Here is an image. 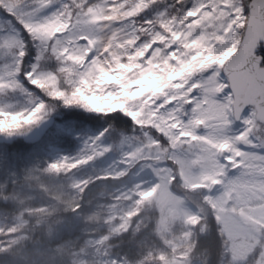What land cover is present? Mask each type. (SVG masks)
Segmentation results:
<instances>
[{"label": "rangeland", "instance_id": "374dc122", "mask_svg": "<svg viewBox=\"0 0 264 264\" xmlns=\"http://www.w3.org/2000/svg\"><path fill=\"white\" fill-rule=\"evenodd\" d=\"M5 2L14 7L17 0ZM68 2L53 0L40 11L41 20L28 17L27 26L39 43L0 8V31L11 22L25 42L23 56L18 34L13 32L0 41V135L29 132L45 118L61 117L25 158L16 154L0 157V169L5 171L0 191L5 194L8 185L20 183L12 195H4L13 207L0 213V256L14 250L18 256L0 264L26 262L31 257L25 245L33 236V223H42L44 217L51 229L77 231L72 242L55 248L56 264H201L192 252L209 218L216 221L223 237L225 253L220 264H264V155L260 154L264 149L244 145L248 140L241 138L242 159L230 170L231 178L225 179L215 157L233 151L230 141L174 138V152L156 143L145 134L157 135L148 130L159 127L153 102L175 90L173 81L182 80L190 71L189 62L181 60L182 53L166 58L159 50L144 59L147 45L133 51L134 38L118 40L121 33L112 30L130 28L126 22H116L127 19L120 0L111 9L80 21L46 17ZM196 2L184 0L182 10ZM178 7L175 0H155L132 19L141 25L161 14L170 16ZM84 27L92 37L86 47L78 43L81 36L72 35ZM57 33L61 39L48 48L47 41ZM100 38H104L103 47L88 60ZM179 39L180 34H174L171 42ZM197 47L188 45L189 49ZM30 50L33 56L24 63ZM24 69L31 72V82ZM47 98L94 116L120 112L133 121L135 129L79 127L64 119ZM160 123L166 126L164 130L171 127L165 120ZM241 128L236 121L230 134ZM58 135L71 137L70 150L56 143ZM225 143L227 147L220 146ZM95 184L99 190L88 193ZM152 222L159 250L147 251L135 261L115 251L121 237L138 235ZM35 253L41 256L39 249Z\"/></svg>", "mask_w": 264, "mask_h": 264}, {"label": "snow or ice", "instance_id": "6c2138e0", "mask_svg": "<svg viewBox=\"0 0 264 264\" xmlns=\"http://www.w3.org/2000/svg\"><path fill=\"white\" fill-rule=\"evenodd\" d=\"M115 2L69 0L46 17L57 20L72 17L80 21L96 11L111 9ZM154 2L132 0L128 4L120 0L123 3L121 12L127 15V19L116 22H126L130 28L127 31L119 28L112 31L121 33L117 38L120 41L134 38L133 51L147 45V51L142 53L144 59L152 57L157 50L166 58L170 54L182 53L180 58L189 62L190 71L182 80L173 81L174 91H166L153 102L152 110L159 127L148 128L157 134L155 138L148 131L145 134L170 152L175 151L172 148L174 138L215 137L230 141L233 151L226 150L215 157L224 170V178L230 179V170H234L233 165L242 159L239 155L244 151L239 147L241 138L248 140V144L244 145L264 149V48L261 47V42H264V0H197L186 10H182L184 0H175L180 7L172 15L161 14L155 21L136 25L132 18ZM52 3L53 0H17L14 7H9L5 0H0V8L39 43L33 38L26 21L29 16L33 20L44 18L39 15L40 11ZM133 8L134 11L131 10ZM87 31L88 27H84L82 31L72 32L73 36L82 37L78 43L85 47L92 39ZM13 32L23 43L25 56L24 39L11 22H8L6 30L0 31V41ZM174 34H180V39L171 42ZM61 36L57 33L53 40L47 41V47L50 48ZM142 37L146 39L142 41ZM153 40L157 42L153 43ZM103 43L104 38H100L97 48L89 53L88 60L99 54ZM193 43L198 47L189 49L188 45ZM170 63L175 64L176 61L171 60ZM26 75L30 80L31 72ZM245 109H248L247 113ZM161 120L167 121L171 127L164 130L166 126L160 123ZM236 121H240L242 128L239 133L230 134ZM201 128L205 130L204 134H200ZM220 146L227 147V143ZM260 154L264 155V152Z\"/></svg>", "mask_w": 264, "mask_h": 264}, {"label": "trees", "instance_id": "16d2710c", "mask_svg": "<svg viewBox=\"0 0 264 264\" xmlns=\"http://www.w3.org/2000/svg\"><path fill=\"white\" fill-rule=\"evenodd\" d=\"M31 48V47H30ZM32 51L30 50L29 55L25 58L24 63H27L31 60ZM51 67L50 69H53ZM27 73L28 70L24 69ZM47 102L53 104L60 115L63 116L64 119L71 120L77 124V126L82 127L86 125H90L92 128H97L100 125H106L110 127L113 131H132L134 128L133 121L127 117L126 115L116 112L108 115H90L82 112L78 109L73 108H65L64 105L60 101L52 100L51 98L45 99ZM57 118V121H61V117ZM135 129V128H134ZM58 145L62 147H67L70 150L73 146V140L71 137H67L65 135H58L56 138ZM35 145L25 144L22 141H17L12 145H2L0 144V157L4 155H19L22 158H25L29 151L34 149ZM5 171L0 169V186L2 184V179L4 178ZM109 183H111L109 181ZM20 183H16L15 185H8V189L5 194L0 191V213L8 212L9 209L13 207V203L7 201L4 195H12L15 187H18ZM99 184H95L88 190V193L92 190H99ZM198 199L199 196H197ZM200 202V200H199ZM70 216V215H68ZM48 217H44L40 224H34L32 228H34V233L32 234V238L25 245V249L30 251L31 257H29L26 262H15L12 264H56L55 253L56 247L65 243L67 241L72 242L71 240L76 237V230H72L75 232L68 233L65 229H51L48 225L47 220ZM50 219V224H51ZM46 222V223H45ZM155 225L154 223H150L145 226L140 234L133 235L128 234L121 237L117 242L119 246L115 249L116 252L120 254V256L127 257L130 261H135L138 258H141L146 254L147 251H157L160 248V243L155 239L154 236ZM49 232V233H48ZM48 233V234H47ZM53 236H49L50 234ZM56 235V236H55ZM51 237V238H49ZM31 249H34L32 252ZM39 249L41 251L40 254H36L35 250ZM193 255L196 259H198L201 264H220L222 259L224 258L225 248L223 237L220 233L219 227L216 221L213 218H209L207 222V230L205 233H200L197 235L195 245L193 248ZM18 256V251H13L6 256H0V261L11 262L14 261L15 257ZM58 259V258H57ZM17 259L15 261H19ZM2 263V262H0Z\"/></svg>", "mask_w": 264, "mask_h": 264}, {"label": "water", "instance_id": "95a60500", "mask_svg": "<svg viewBox=\"0 0 264 264\" xmlns=\"http://www.w3.org/2000/svg\"><path fill=\"white\" fill-rule=\"evenodd\" d=\"M261 47L264 48V42H261ZM247 110L248 109H245V113ZM56 123V117L45 118L36 128L29 132H20L12 135H0V144L12 145L17 141H22L29 145L37 144L43 140L46 134L56 125Z\"/></svg>", "mask_w": 264, "mask_h": 264}, {"label": "bare ground", "instance_id": "6f19581e", "mask_svg": "<svg viewBox=\"0 0 264 264\" xmlns=\"http://www.w3.org/2000/svg\"><path fill=\"white\" fill-rule=\"evenodd\" d=\"M194 191H198V192H199V191H201V189H196V190H194Z\"/></svg>", "mask_w": 264, "mask_h": 264}]
</instances>
